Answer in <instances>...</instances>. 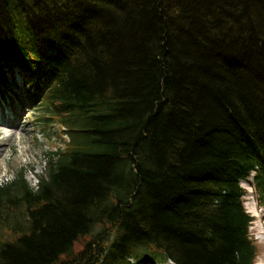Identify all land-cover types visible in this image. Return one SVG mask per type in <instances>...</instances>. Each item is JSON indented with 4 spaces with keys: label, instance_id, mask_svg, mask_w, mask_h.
<instances>
[{
    "label": "trees",
    "instance_id": "obj_1",
    "mask_svg": "<svg viewBox=\"0 0 264 264\" xmlns=\"http://www.w3.org/2000/svg\"><path fill=\"white\" fill-rule=\"evenodd\" d=\"M16 69L67 141L0 184V264H256L264 0H0Z\"/></svg>",
    "mask_w": 264,
    "mask_h": 264
},
{
    "label": "rangeland",
    "instance_id": "obj_2",
    "mask_svg": "<svg viewBox=\"0 0 264 264\" xmlns=\"http://www.w3.org/2000/svg\"><path fill=\"white\" fill-rule=\"evenodd\" d=\"M9 79L10 92L0 99V121L15 119L16 123L0 124V184L14 180L23 171L31 185L36 186L45 172L46 153L63 148L67 136L54 122L43 121L41 102H33L32 79L25 72L16 69L15 79L11 75ZM242 186L246 190L245 208L253 217L250 234L258 248L256 264H264V202L258 198L252 178L243 181ZM1 232L3 240L13 238L9 230L2 228ZM84 243L85 240L78 242L76 250L82 249Z\"/></svg>",
    "mask_w": 264,
    "mask_h": 264
},
{
    "label": "bare ground",
    "instance_id": "obj_3",
    "mask_svg": "<svg viewBox=\"0 0 264 264\" xmlns=\"http://www.w3.org/2000/svg\"><path fill=\"white\" fill-rule=\"evenodd\" d=\"M3 120V119H2ZM16 122H15V119H7L5 121H0V124L2 125H14ZM168 264H173L171 262H168Z\"/></svg>",
    "mask_w": 264,
    "mask_h": 264
},
{
    "label": "water",
    "instance_id": "obj_4",
    "mask_svg": "<svg viewBox=\"0 0 264 264\" xmlns=\"http://www.w3.org/2000/svg\"><path fill=\"white\" fill-rule=\"evenodd\" d=\"M169 262H171V261H169ZM171 263H173V262H171ZM174 264V263H173Z\"/></svg>",
    "mask_w": 264,
    "mask_h": 264
}]
</instances>
